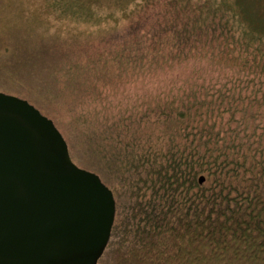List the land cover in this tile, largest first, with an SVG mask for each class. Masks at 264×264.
Instances as JSON below:
<instances>
[{
    "label": "trees",
    "instance_id": "trees-1",
    "mask_svg": "<svg viewBox=\"0 0 264 264\" xmlns=\"http://www.w3.org/2000/svg\"><path fill=\"white\" fill-rule=\"evenodd\" d=\"M134 15L85 41L101 54L40 64L75 85L111 63L122 77L202 60L253 85L246 104L227 90L167 99L81 131L86 169L116 201L97 264H264V0H143Z\"/></svg>",
    "mask_w": 264,
    "mask_h": 264
},
{
    "label": "rangeland",
    "instance_id": "rangeland-1",
    "mask_svg": "<svg viewBox=\"0 0 264 264\" xmlns=\"http://www.w3.org/2000/svg\"><path fill=\"white\" fill-rule=\"evenodd\" d=\"M69 1L0 0V92L27 99L51 118L67 143L74 144L79 166L94 163L78 151L81 131L116 120L131 109L142 110L167 99L209 100L225 90L229 95L241 93L246 104L252 76L202 60L135 75L128 71L122 77L114 75L111 63L107 71L94 68L71 85L57 76L56 68L45 69L40 64L43 59L65 54L75 58L82 49L93 57L101 54L98 43L85 41L97 42L107 31L126 29L143 0ZM35 58L39 65L29 63ZM42 84H52L54 93L47 94Z\"/></svg>",
    "mask_w": 264,
    "mask_h": 264
},
{
    "label": "water",
    "instance_id": "water-1",
    "mask_svg": "<svg viewBox=\"0 0 264 264\" xmlns=\"http://www.w3.org/2000/svg\"><path fill=\"white\" fill-rule=\"evenodd\" d=\"M115 215L113 191L54 121L0 92V264H97Z\"/></svg>",
    "mask_w": 264,
    "mask_h": 264
}]
</instances>
